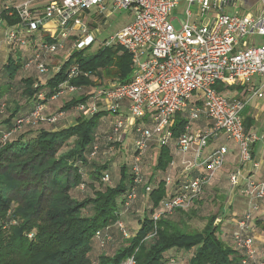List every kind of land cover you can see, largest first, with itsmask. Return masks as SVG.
Instances as JSON below:
<instances>
[{
  "label": "built area",
  "instance_id": "built-area-1",
  "mask_svg": "<svg viewBox=\"0 0 264 264\" xmlns=\"http://www.w3.org/2000/svg\"><path fill=\"white\" fill-rule=\"evenodd\" d=\"M230 3L231 0H0V10L19 19L16 25L4 27L3 43L8 50L33 49L31 58H25L24 70L34 66L45 76L49 71L47 58L63 50L71 39L67 61L70 51L80 52L92 46L97 29L90 28L85 20L99 16L106 19L113 10L130 16V21L109 37L105 47H121L131 56V79L98 88L87 104L75 108L76 112L93 115L96 103L101 102L115 119L107 140L120 147L128 131H132L134 186L128 190L123 205L128 207L136 199L135 188L142 183L139 163L153 144L159 149L174 148L184 166L177 178L175 160L169 164L163 182L166 190L174 189V193L161 201V210L153 214V221L157 222L163 212L190 208L227 163L229 150L225 144L208 150L210 143L222 138L235 146L238 158V165L226 177L228 193L231 196L240 191L248 203L247 211L234 221L232 243L243 255L242 264H264L258 255L253 223V213L264 200V179L252 177L263 166L254 147L264 142V137L246 130L243 118L249 102L264 95V43L239 49L252 35L264 38V0H260L257 13L241 15L225 12ZM179 5H183V17L176 24L171 13ZM201 18L205 21L201 22ZM3 61L0 50V63ZM58 70L52 67L50 73ZM77 74L78 64L73 62L66 71L68 80ZM255 76L262 82L249 96H230L232 87ZM82 89L64 82L47 98L39 94L41 101L28 119L18 120L17 125L44 120L43 100L55 101ZM182 115L186 119L184 131L175 139L172 127L176 117ZM55 119L51 117L49 123ZM9 135L3 136V143ZM96 152L95 144L89 157ZM102 180L109 182L108 175ZM145 191L150 192L151 187L146 185ZM118 225L122 228L121 223ZM99 237L97 233L95 238L100 240ZM108 241L106 237L100 245ZM122 264H134L133 258Z\"/></svg>",
  "mask_w": 264,
  "mask_h": 264
},
{
  "label": "trees",
  "instance_id": "trees-1",
  "mask_svg": "<svg viewBox=\"0 0 264 264\" xmlns=\"http://www.w3.org/2000/svg\"><path fill=\"white\" fill-rule=\"evenodd\" d=\"M0 16L4 27L19 22L16 15L8 17L2 10ZM94 20V28L105 23L103 16ZM70 47L69 42L58 53L65 55ZM7 52L0 63V264H122L129 258L134 264H178L181 253L188 254L184 264H242L243 255L231 239L239 215L224 212L225 220L208 215L201 230L188 229V221L198 216L207 188L190 208L163 212L153 221L161 201L174 193L163 182L174 160L168 147L150 145L139 163L142 183L135 188L136 199L128 207L123 205L134 186L132 144L120 147L107 140L115 119L101 102L96 103L93 115H82L75 108L87 104L104 87V77L120 83L131 79V56L126 51L118 46L103 47L89 57L84 50L74 52L68 61H59V70L44 80L34 66L24 70L30 50L24 54L19 48H10ZM73 62L78 64V74L68 80L66 71ZM96 78L101 81L97 86ZM64 82L83 89L70 95L61 107L63 113L47 108L44 120L17 125L41 101L39 94L47 98ZM49 102L41 103L46 106ZM69 111L77 113L74 124L63 125ZM245 112L246 108L243 118L248 130L252 120L244 117ZM51 117L56 119L49 123ZM185 124L183 115L176 117L175 139ZM95 144L97 152L90 158ZM117 158H123L120 165ZM262 162L264 166V156ZM104 175L109 182H103ZM146 185L151 187L148 193ZM141 202L142 210L138 207ZM97 233L100 240L95 238ZM106 237L109 241L101 246Z\"/></svg>",
  "mask_w": 264,
  "mask_h": 264
},
{
  "label": "rangeland",
  "instance_id": "rangeland-1",
  "mask_svg": "<svg viewBox=\"0 0 264 264\" xmlns=\"http://www.w3.org/2000/svg\"><path fill=\"white\" fill-rule=\"evenodd\" d=\"M90 16H86L85 19H89ZM130 19H131L130 16H128L125 12H118V11L113 10L108 15V17L105 19V23L103 25L101 23H99V24L97 23L95 25V28L97 29V32H95L96 40L94 41L92 46L84 49V53H85L84 56L85 57L92 56L95 53H97V51L99 49H102L103 47H105L106 41H108L109 37L111 35H113L116 31H118L124 24L128 23L130 21ZM85 22L90 24V28H94L91 26V24L95 23L96 20L90 18V20H85ZM92 32H94V30ZM0 35L4 39V26L0 27ZM72 41H73V39L70 40L71 46H72ZM27 51H29V49H27V50H26V48L21 49V52L22 53L24 52V54H26ZM70 54L72 55V54H74V52L70 51ZM4 57H5V53L3 52V59H4ZM24 57H26V55ZM63 58H67V52L65 55H64V53L63 54L56 53L52 57H49L47 59V62L49 65H51L53 68H55L63 60ZM51 71H52V68H49L47 75L42 77V79L44 80L47 77H49V75L51 76V74H52V73H50ZM93 82L96 86L101 84V81H99L98 78L94 79ZM117 82L118 81H116L114 79V77H104L103 86L112 85V84L117 83ZM70 98H71L70 95L69 96L66 95L64 98L59 99L57 101H54V102L48 101L49 105L47 104L45 107H46V109L48 108L47 110H49V112L57 113L58 110L62 111L61 107L63 106V104L65 102L70 100ZM63 112L64 111H62V113ZM67 114H68V116H67ZM76 114L77 113L76 112L74 113L73 111L72 112L69 111L68 113L66 112L67 117H65L66 119L62 121V122H64L63 125L73 124L75 119H76ZM67 118L69 121H67ZM130 123L132 125L133 120H131ZM251 128H252V133L256 134L257 137H259V138L264 137V117L261 120H259L257 125L253 121V125ZM128 142H132V131H131V129L128 131L127 139L125 141V145ZM218 142H222L225 145L229 143V142L224 141L221 138L218 141L210 143L208 145V148L216 147L218 145ZM255 146L260 147L259 150L257 149V152H256L257 154L259 153V157L257 154H256V156L258 158L257 160L262 162V159L264 156V142L260 141ZM122 159L117 158L116 163L118 165H120L122 163ZM230 171H231L230 167L225 165L224 168L219 173H217L216 179L214 180V182H212L210 184V186L207 187L206 193H205L202 201L199 204L200 207L197 210L198 216L194 217L190 221H188V229H190V230H201L206 223L204 218L207 217L208 215H215L216 214L217 217L221 218L222 220H225L226 215H224V214L225 213L228 214L229 211L232 212V214L234 216H237L238 214H241V213L247 211L248 203L241 196L240 191H237V192L234 191L231 194V196H230V193H228L226 176L229 174ZM151 173H152V169L149 171V176ZM149 176H147V178ZM252 177L255 180H258V177L256 175L253 174ZM138 207L140 210H142V208H143L142 202L139 204ZM260 216H262L263 220L257 221L254 224L256 226L254 238H255V242H257V243L258 242L260 243L264 237V235L262 233V231H264V200L260 203L259 210L253 213L254 218L260 217ZM187 258H188V254L181 253V255L179 257V261L177 263L178 264H184V262Z\"/></svg>",
  "mask_w": 264,
  "mask_h": 264
},
{
  "label": "crops",
  "instance_id": "crops-1",
  "mask_svg": "<svg viewBox=\"0 0 264 264\" xmlns=\"http://www.w3.org/2000/svg\"><path fill=\"white\" fill-rule=\"evenodd\" d=\"M260 7H261L260 0H231L230 5L225 8V12L227 14H234L235 13L238 15L248 13V12L257 13L259 11ZM171 14H172V18L174 19V22L177 24L178 19L183 17V5H179L177 8H175L172 11ZM200 21L204 22L205 18H201ZM263 43H264V38L259 37L257 35H252L245 41L244 44H242L239 47V49H244L246 46L262 45ZM0 50H2L5 53V55L8 53L7 52L8 49H6L5 44L3 43V38L1 35H0ZM32 51H33V49L30 50V52H32ZM261 82H262L261 77H259V76L252 77L248 81H246L245 83L238 84V85L232 87L231 91H230V96L234 97V98H238V99L245 98V97L249 96L251 90L256 89L260 85ZM244 117L248 118L249 120H252V125H253V121H254V123H256V125L258 124L259 120H261L264 117V95L261 99L253 98L249 102L248 106L246 107V112L244 114ZM67 121H69V120L67 119ZM252 125L248 129L249 132H252V128H251ZM67 126H69V124ZM220 144L223 145L224 143L218 142V145H220ZM226 146L229 150L226 166L230 167V169L232 171L238 165L236 148L232 143H228V144H226ZM259 148L260 147H256V146L254 147L255 156L257 154L256 153L257 149L259 150ZM210 149L211 148H209L208 150H210ZM170 150H171L172 154L174 155L173 159L175 160V163H176L174 175L177 176V178H179V176H181L183 168H184V166H182L180 164L182 157L174 151V148L170 147ZM257 155L259 157V153ZM256 158H257V156H256ZM186 159H189V157H186ZM194 173L195 172H192V174H194ZM253 174L256 175L258 177V179H264V166H262L261 169L254 171ZM168 190H169V188H168ZM170 190H171V188H170ZM255 219H256L255 221H262L263 220L262 216L255 217ZM231 222H229V223H231ZM254 224H255V222H254ZM255 228H256V226H255ZM262 233L264 235V231H262ZM256 246H257L259 257L261 259H264V237L260 243L256 242Z\"/></svg>",
  "mask_w": 264,
  "mask_h": 264
}]
</instances>
